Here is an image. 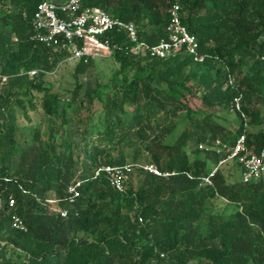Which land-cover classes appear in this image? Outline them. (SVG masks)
Returning a JSON list of instances; mask_svg holds the SVG:
<instances>
[{"label": "trees", "instance_id": "trees-1", "mask_svg": "<svg viewBox=\"0 0 264 264\" xmlns=\"http://www.w3.org/2000/svg\"><path fill=\"white\" fill-rule=\"evenodd\" d=\"M41 1L0 0V74L9 83L0 93V242L15 255L0 264H264V179L243 182L240 166L227 161L206 184L202 177L219 159L197 147L207 136L234 143L244 133L253 151L264 148V0H179L202 59L186 51L148 58L124 47L112 58L133 66V76L82 95L77 75L99 58L76 61L70 95L43 96L45 111L60 119L57 129L46 139L33 134L21 146L12 102L15 95L19 105L31 100L15 87L29 93L36 77L68 54L31 38ZM171 3L83 1L134 21L150 43L167 37ZM123 39L117 34L113 43ZM217 107L237 116L235 131ZM59 130L66 139L58 145ZM144 155L171 174L136 167L137 183L124 192L96 175L103 165L138 163ZM78 180L80 195L70 202L67 187ZM50 193L58 207L68 208L66 217L42 200ZM218 200L236 209L226 214ZM14 213L27 230L12 227Z\"/></svg>", "mask_w": 264, "mask_h": 264}, {"label": "built area", "instance_id": "built-area-1", "mask_svg": "<svg viewBox=\"0 0 264 264\" xmlns=\"http://www.w3.org/2000/svg\"><path fill=\"white\" fill-rule=\"evenodd\" d=\"M84 0H43L37 4L33 13V31L31 38L53 47H62L68 51L65 59L88 61L91 58H110L118 49L128 48L148 58L166 57L181 51L194 53L196 58L199 41L182 21L181 3L172 0L168 8L169 22L166 26L167 37L150 43L141 38L138 25L134 21H126L115 17L100 6L83 4ZM123 34L122 42H114V36ZM31 75L36 69L29 71ZM238 102V98H236ZM238 104V103H237ZM197 147L205 153H213L218 157L216 166L203 176V182L212 184V176L219 165L233 161L240 166V178L243 182L253 179H264V148L253 151L247 144L246 135L240 134L234 143H229L220 137L207 136L197 143ZM136 167L156 175L168 176L171 172L162 171L153 163H124L120 165H103L97 169L96 175L104 174L115 189L124 192L133 178ZM81 181L72 182L67 187L69 201L74 202L80 195ZM58 199H43L51 203ZM14 198H9V206H14ZM63 217L69 213L68 208L53 207ZM12 227L27 230L23 218L14 213L11 216Z\"/></svg>", "mask_w": 264, "mask_h": 264}, {"label": "rangeland", "instance_id": "rangeland-1", "mask_svg": "<svg viewBox=\"0 0 264 264\" xmlns=\"http://www.w3.org/2000/svg\"><path fill=\"white\" fill-rule=\"evenodd\" d=\"M76 61L63 59L60 64L52 71L46 72L44 75L36 77L35 84L37 87L31 88V90H26L25 86H16L17 90L21 96L28 100L30 98L31 102L27 101L25 105H19V101H16V96L14 97L13 111L16 117V122L19 125L18 130L15 133V136L21 146H24L28 141L33 139V134H39L41 138L46 139L49 135V132L56 130L59 124L60 119L54 115L47 113L43 107V96L45 93L53 92L59 94L62 98L70 95L71 90L76 86L77 79L78 83L82 85L80 94L87 89L95 87L99 83H110L114 80L123 81L124 76L126 79H129L133 76L135 71L134 67L125 65L124 63L119 62L118 60L110 58H99L94 61L84 73L77 75V79L73 76L74 66ZM9 86L7 77L0 74V93H5L6 88ZM29 95L30 97H27ZM16 101V102H15ZM196 101V100H194ZM197 102V101H196ZM264 112V106H262ZM215 111L222 116H226L227 121L230 123L231 130L235 131L238 127L237 116H234L230 112H226L223 108L217 107ZM263 127V125H258L256 129ZM182 126L168 136L167 141L173 142L179 135ZM56 142L59 145L64 141L65 134L64 130H59L56 135ZM195 148L194 138L190 137L188 140L187 151L191 156V151ZM152 162L149 160L147 155L141 157L138 163H148ZM15 164V161L13 162ZM13 164V165H14ZM214 164L208 166L209 171L212 169ZM240 178V173L237 176ZM137 178L133 176L129 184L136 185ZM54 193H50V199H55ZM43 200V199H42ZM51 208L58 207L56 202L53 201L50 203ZM225 204L221 201H217V207L223 208ZM236 209L234 204L225 205V213L233 212ZM79 240H83L82 233H73ZM89 237L88 239H90ZM8 257H15L13 251L5 245V241L0 242V260Z\"/></svg>", "mask_w": 264, "mask_h": 264}]
</instances>
